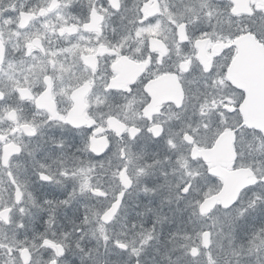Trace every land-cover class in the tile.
Listing matches in <instances>:
<instances>
[{
	"label": "flooded vegetation",
	"instance_id": "af4514ba",
	"mask_svg": "<svg viewBox=\"0 0 264 264\" xmlns=\"http://www.w3.org/2000/svg\"><path fill=\"white\" fill-rule=\"evenodd\" d=\"M48 2L0 0L9 73L35 64L26 45L41 32L46 49L78 45L58 61L101 72L23 98L0 74V264H145L126 239L189 216L203 226L176 229L166 264H236L234 248L213 242L220 212L250 216L249 263L264 264V133L242 115L264 112V33L253 27L264 0H56L40 12ZM238 170L236 200L201 213L223 186L215 172Z\"/></svg>",
	"mask_w": 264,
	"mask_h": 264
},
{
	"label": "snow or ice",
	"instance_id": "6c2138e0",
	"mask_svg": "<svg viewBox=\"0 0 264 264\" xmlns=\"http://www.w3.org/2000/svg\"><path fill=\"white\" fill-rule=\"evenodd\" d=\"M57 7L56 0H49L47 6L41 8L40 12L46 14L49 12V10H57ZM87 26L88 25L85 24V27ZM45 27H47V25H45ZM253 27L259 30L261 33H264V16H262L258 21H253ZM60 30L61 32L64 31L63 28ZM71 30L72 29H69V31ZM43 39L44 33L41 32L26 45L25 55L31 56L32 60L35 61V64H30L26 71L15 76L10 74L8 71V69H13V65L11 63H7L6 65V56L3 54L6 52V49L0 52V74L8 76V79L13 81L10 91L15 92L18 97L23 98V93L32 88L39 89L38 95L47 93L49 89L63 92L65 89H71L75 87L76 83H80L81 86H84L89 82L88 80H81L77 73H88L91 81H94L95 77L100 74L101 69L99 68V65H97L96 72H91L90 69L84 66L79 57H77L75 63L69 65H64L62 61H58V57L60 55L65 53L74 54V50L78 45L70 44L64 49L51 50L44 47ZM33 49L39 50L42 55H33ZM161 62H163L162 59ZM57 63L60 64L59 68L55 66ZM13 71L15 70L13 69ZM103 72L105 75L108 74L107 70H103ZM65 76L68 77L67 83L64 82ZM21 83L27 87H21ZM6 95L7 93L5 91L0 90V100L4 99ZM29 99H33V97H29ZM13 111H15V109ZM8 114L11 115V113ZM61 118L63 119V117ZM25 127L29 132L34 131V129L28 125H25ZM196 133V129L190 128L185 130L183 135L189 139H192ZM169 143L172 142L169 141ZM42 178L50 179L48 176H42ZM82 187H87V178ZM109 215L110 213H105L103 218L107 220ZM192 251L195 252L196 249H192Z\"/></svg>",
	"mask_w": 264,
	"mask_h": 264
},
{
	"label": "rangeland",
	"instance_id": "374dc122",
	"mask_svg": "<svg viewBox=\"0 0 264 264\" xmlns=\"http://www.w3.org/2000/svg\"><path fill=\"white\" fill-rule=\"evenodd\" d=\"M245 200V199H244ZM244 200H241L243 202ZM238 209L241 210V206H238ZM237 211V210H236ZM172 211L168 208L164 210V216L171 215ZM230 214L225 212H220L211 217L210 224L214 226V243H222L226 247L234 248L239 256L236 264H250L249 263V254L245 249L247 246L248 240H246V234L251 230L250 216L240 215L236 219H230ZM146 226H149L147 229ZM203 226L195 218H186L181 223L171 224L163 221L161 224L157 225H140L139 231L131 238L126 239L129 242V248L131 249V256L137 257L140 255L141 258L145 261V264H166L165 257L161 253L165 254L169 248V238L176 234V229H178L182 234L188 235L192 231H196L198 227ZM90 229L85 233L86 238L91 240L94 235V232L97 234L96 227L89 226ZM154 227V231H152ZM173 230V233H171ZM86 232V231H85ZM213 235V232H212ZM156 237H158L156 239ZM187 238V237H185ZM96 239V237H95ZM104 241V240H103ZM190 242V240H189ZM185 244V243H184ZM109 251L108 253H110ZM164 259H162L160 256ZM183 257V256H182ZM186 257V256H185ZM139 262V260H138ZM133 262L132 264H135ZM187 260L183 259V264H186ZM128 264V263H125Z\"/></svg>",
	"mask_w": 264,
	"mask_h": 264
},
{
	"label": "water",
	"instance_id": "95a60500",
	"mask_svg": "<svg viewBox=\"0 0 264 264\" xmlns=\"http://www.w3.org/2000/svg\"><path fill=\"white\" fill-rule=\"evenodd\" d=\"M242 115L249 126H254L264 133V112L242 111ZM218 146L219 143H216L215 148L217 149ZM216 149H212L211 151H205V152H212L213 150ZM215 173L222 178L223 186L219 193H217L214 196L206 198L200 204L199 210L201 213L210 211L213 208V205L217 199L222 201L221 204L224 207L231 205L236 200L240 190L247 184V182L244 181V177L247 175L246 171L244 170H238L233 172L216 171ZM202 207H203V211H202Z\"/></svg>",
	"mask_w": 264,
	"mask_h": 264
},
{
	"label": "trees",
	"instance_id": "16d2710c",
	"mask_svg": "<svg viewBox=\"0 0 264 264\" xmlns=\"http://www.w3.org/2000/svg\"><path fill=\"white\" fill-rule=\"evenodd\" d=\"M147 227V229L149 228V226H146ZM152 231H154V227H152V229H151ZM156 238H158V237H156ZM160 256V255H159ZM162 259H164L162 256H160Z\"/></svg>",
	"mask_w": 264,
	"mask_h": 264
}]
</instances>
